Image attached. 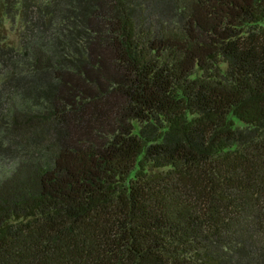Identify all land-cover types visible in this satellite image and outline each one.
Segmentation results:
<instances>
[{
  "label": "trees",
  "instance_id": "trees-1",
  "mask_svg": "<svg viewBox=\"0 0 264 264\" xmlns=\"http://www.w3.org/2000/svg\"><path fill=\"white\" fill-rule=\"evenodd\" d=\"M0 158V264H264V0H0Z\"/></svg>",
  "mask_w": 264,
  "mask_h": 264
},
{
  "label": "rangeland",
  "instance_id": "rangeland-1",
  "mask_svg": "<svg viewBox=\"0 0 264 264\" xmlns=\"http://www.w3.org/2000/svg\"><path fill=\"white\" fill-rule=\"evenodd\" d=\"M11 38L13 39V41H16L18 36L15 35V33H11ZM14 159L12 158H0V173L4 172V171H8L11 170V168L14 165Z\"/></svg>",
  "mask_w": 264,
  "mask_h": 264
}]
</instances>
